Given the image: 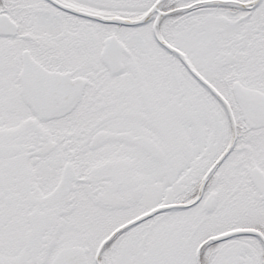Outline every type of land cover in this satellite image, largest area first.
Listing matches in <instances>:
<instances>
[{
	"label": "snow or ice",
	"instance_id": "1",
	"mask_svg": "<svg viewBox=\"0 0 264 264\" xmlns=\"http://www.w3.org/2000/svg\"><path fill=\"white\" fill-rule=\"evenodd\" d=\"M0 264H264V0H0Z\"/></svg>",
	"mask_w": 264,
	"mask_h": 264
}]
</instances>
